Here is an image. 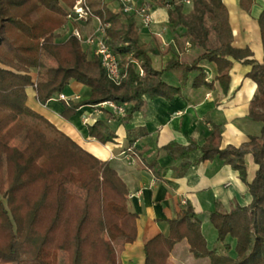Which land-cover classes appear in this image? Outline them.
Wrapping results in <instances>:
<instances>
[{
  "label": "trees",
  "instance_id": "1",
  "mask_svg": "<svg viewBox=\"0 0 264 264\" xmlns=\"http://www.w3.org/2000/svg\"><path fill=\"white\" fill-rule=\"evenodd\" d=\"M183 1L168 0L167 26L170 31L184 28L191 46L200 53L191 62L169 61L157 71L139 41L136 20L114 12L103 0H87L119 59L124 78L114 86L97 57L91 53L88 59L75 37L67 35L58 41V31L67 24L66 12L74 0H0V264H58L60 252L66 254V264H119L124 246L137 238V215L128 209L129 192L116 171L31 110L25 89L33 86L36 100L44 105L76 82L88 88L89 97L63 103V119H71L81 107L110 101L125 108L122 116L110 114L126 121L144 107L145 96L165 101L182 96L192 72L198 73L193 88L212 89L213 82L206 81L198 66L203 60L215 64V80L223 92L228 89L234 63L250 67L245 78L255 83L256 93L249 103L248 118L260 124V133L239 147L221 148L220 131L215 127L201 147L172 142L162 150L180 160L175 170L179 177L189 169L192 151L202 153L197 164L217 157L238 173L251 202L228 213H210L218 248L208 247L200 218L187 204L167 222V235L159 234L146 243L144 264H167L173 248L183 240L193 258L208 259L209 264H264V61L253 59L249 48L232 46L228 12L221 0L215 16H208L204 4L208 0H189V11ZM254 2L239 0V6L249 13ZM257 23L264 55V11ZM43 56L56 64L46 70L43 80H33L30 72L39 68ZM173 70L181 71L179 86L164 79ZM21 134L27 145L18 149L12 143ZM87 134L103 145L116 137L101 120L88 126ZM246 155L257 166L251 182L247 181ZM140 165L154 176L160 174L156 161H140ZM67 185L84 191V197L68 192Z\"/></svg>",
  "mask_w": 264,
  "mask_h": 264
},
{
  "label": "crops",
  "instance_id": "2",
  "mask_svg": "<svg viewBox=\"0 0 264 264\" xmlns=\"http://www.w3.org/2000/svg\"><path fill=\"white\" fill-rule=\"evenodd\" d=\"M108 4L109 0H103ZM228 12L229 26L232 32V46L249 48L253 59L264 61L258 17L264 11V0H255L249 13L239 6V0H221ZM112 2L109 8L116 11ZM191 9L190 3H185V10ZM154 23L149 28L138 25L139 41L146 46L152 59L153 69L160 71L169 61L191 62L197 55V47L185 48L189 39L182 27L170 31L167 26V10L162 5L152 9ZM137 23V22H136ZM98 24L94 20L86 25L87 32ZM70 26L58 31V41L66 38ZM191 45V44H190ZM88 59H92L90 49H86ZM194 57V58H193ZM44 58V56L42 57ZM193 58L189 61V59ZM50 67L55 62L46 57ZM43 59L41 60V62ZM198 66L206 74V81L213 82V88L205 86L193 88L192 80L198 75H189L182 96H176L172 101L158 98L150 100L145 96L144 107L135 112L128 120L115 119L109 109L84 106L79 108L74 117L65 120L61 117L65 102H82L88 99L89 90L76 82H70L63 94L67 100H59L54 95L44 105L36 100L33 86L25 89L26 105L47 119L62 134L69 137L83 150L95 158L106 161L116 171L125 183L128 196V209L137 215V238L133 244H127L119 254V264H144V247L148 241L159 234L167 235L168 221L175 218L187 204H190L201 221V231L209 248L219 247L216 244V232L209 221V215L214 210L228 213L236 206H247L251 196L247 187L239 179L238 173L217 157L212 161L197 164L202 153L200 149L192 151L188 160L189 169L182 177L175 171L180 160H173L164 153L163 147L169 143L187 146L191 143L201 147L218 128L221 135V148L227 146L239 147L250 136H258L260 124L248 118L249 103L256 93V85L245 78L250 67L234 63L229 72L230 82L226 92H223L218 81L215 64L206 60ZM44 68L40 63L38 69L30 72L33 80H43ZM165 81L173 86H179L181 71L173 70L164 74ZM106 122L115 133L113 142L100 144L89 138L87 127L95 121ZM140 161L150 163L156 161L161 169L158 176L144 169ZM247 181L251 182L257 166L251 155L244 157ZM167 264H209L208 259L197 260L189 253L185 240L175 245Z\"/></svg>",
  "mask_w": 264,
  "mask_h": 264
},
{
  "label": "built area",
  "instance_id": "3",
  "mask_svg": "<svg viewBox=\"0 0 264 264\" xmlns=\"http://www.w3.org/2000/svg\"><path fill=\"white\" fill-rule=\"evenodd\" d=\"M117 13L125 16L133 17L140 28H149L154 23L152 9L155 3L161 2V5L168 10L170 5L168 0H113ZM189 4V0L183 1ZM67 24L70 26L68 31L65 32L76 38V40L85 48H89L90 52L97 57L102 69L104 70L107 79L115 85H120L123 81L121 74L119 59L114 54L110 46L107 44V38L104 33V28L101 26L99 20L93 17L87 0H74L73 5L69 7L66 12ZM94 20H98V24L93 27L92 31L87 32L84 27L91 24ZM189 43L185 44V48H190ZM142 76V72H139ZM59 100H67L64 94L57 95ZM109 109L112 114L122 116L125 114V108L117 105L114 102L101 103L98 106ZM96 106V107H98Z\"/></svg>",
  "mask_w": 264,
  "mask_h": 264
},
{
  "label": "rangeland",
  "instance_id": "4",
  "mask_svg": "<svg viewBox=\"0 0 264 264\" xmlns=\"http://www.w3.org/2000/svg\"><path fill=\"white\" fill-rule=\"evenodd\" d=\"M110 2H112L113 0H109ZM104 2V1H103ZM110 2H108V4L110 5L111 3ZM152 2L154 3L155 2V0H152ZM217 2H218V0H208V1H204V4H205V8H206V10H207V12H208V16H215L214 14H216V12H217ZM155 5H161V3L159 2V3H155ZM154 5V6H155ZM198 51V53H197V55L195 56V57H197L198 56V54L200 53V50L199 49H197ZM194 58V57H193ZM193 58H191V59H189V61L190 60H192ZM43 59V61L41 62L42 64H44V68H46V67H50V65L49 64H47L48 62H47V59H46V56H44V58H42ZM42 75H43V78H44V75H45V71L42 73ZM27 145V140H26V137H25V135L24 134H21L16 140H14L13 141V143H12V146H15V147H17L18 149H22V148H24L25 146ZM66 190L68 191V192H70V193H72V194H75V195H78V196H80V197H84V195H85V192L84 191H82V190H80V189H76V187H74V186H72V185H67L66 186ZM58 264H66L67 263V257H66V254H64V253H62V252H60L59 254H58Z\"/></svg>",
  "mask_w": 264,
  "mask_h": 264
}]
</instances>
